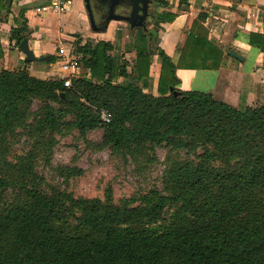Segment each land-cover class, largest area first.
Returning <instances> with one entry per match:
<instances>
[{
	"label": "trees",
	"instance_id": "16d2710c",
	"mask_svg": "<svg viewBox=\"0 0 264 264\" xmlns=\"http://www.w3.org/2000/svg\"><path fill=\"white\" fill-rule=\"evenodd\" d=\"M12 1L0 0V13ZM93 10L102 18L107 5L94 0ZM25 11L10 30L19 48L31 33ZM149 16L160 25L176 13ZM199 23L193 20L177 63L153 45L152 30L138 27L127 44L135 49L131 71L104 39L77 41L88 75L68 86L26 67L0 71V264H264V104L234 106L210 91L177 87V68L221 65L224 52L198 34ZM249 41L264 51L263 34L250 33ZM196 45L206 51L194 53ZM154 54L162 58L156 95L138 84ZM99 128L97 147L126 160L152 162L156 147H166L162 188L115 201L110 187L101 198L46 185L36 166L50 161L57 136L77 130L86 138ZM22 137L29 148L11 159Z\"/></svg>",
	"mask_w": 264,
	"mask_h": 264
},
{
	"label": "crops",
	"instance_id": "0c3cea01",
	"mask_svg": "<svg viewBox=\"0 0 264 264\" xmlns=\"http://www.w3.org/2000/svg\"><path fill=\"white\" fill-rule=\"evenodd\" d=\"M168 1L169 6L166 8L155 7L152 2L149 9L158 11L167 9L175 12L176 17L172 21L157 25L152 18L148 20H152L157 46L170 55L174 63L179 60L186 37L195 19H199L200 22L197 27L198 34L213 42L224 52L218 68H177L176 73L180 79L177 87L183 90L210 91L215 97L234 106H239L241 103L264 104V51L249 41L250 33L264 35V0H188L187 4H180V0ZM38 2L39 0H13L9 11H1L0 47L3 55L0 56V71L4 68L26 67L38 77L56 78L57 65L54 62H49V59L27 62L26 54L10 37L11 27L16 25L15 15L19 9L25 8L29 31L33 29L28 39L34 55L40 57L52 54L57 58L59 43L63 40L68 41L70 38L62 34L61 26L60 31L55 30L53 21L50 22L49 27H45L46 30L40 29L44 27L41 25L48 21L50 14L39 15L34 9V5ZM82 3L83 0H81ZM113 22L109 23L105 31L92 29L96 34L94 36H97L95 38L111 41L113 43L111 54L115 51L120 54L126 53L131 58V62H134V47L127 48L128 36L124 31L120 32V28ZM202 46L196 45L191 51L202 55L206 51V48ZM230 49L238 52L242 58L232 56L229 53ZM198 57L200 56L196 57V61H200ZM189 60L191 61V57H188ZM161 62L162 58L159 54L152 56L148 79L146 82L142 79L138 80V84L144 91L158 94ZM34 65H36V74L33 73ZM129 68L127 70L131 71L132 66ZM43 73L46 75L44 76ZM123 79L124 76L120 74L115 77L117 82Z\"/></svg>",
	"mask_w": 264,
	"mask_h": 264
},
{
	"label": "rangeland",
	"instance_id": "374dc122",
	"mask_svg": "<svg viewBox=\"0 0 264 264\" xmlns=\"http://www.w3.org/2000/svg\"><path fill=\"white\" fill-rule=\"evenodd\" d=\"M79 10L80 12L78 14ZM117 10L121 11L119 6ZM155 10L156 9H149V13ZM32 17L34 18L33 15ZM148 18L151 17L149 16ZM47 20L48 21L42 25L40 24L44 26L40 29L46 30L45 27H49L50 22L53 21L52 24H54L53 27L55 30L57 29L60 31L61 26L62 34H66L67 38L74 40L77 52L78 40H82L83 42H95L97 40V38H95L97 36H94L96 34L90 26L84 0L82 4L81 0H74L71 10L69 9L59 14H50ZM112 21L120 28V32L124 31L128 36V43H130L132 38L131 35L133 37L136 35L137 28L131 29L128 23L124 21ZM97 24L100 25V23ZM152 24V20L147 19L146 25L148 29L154 32L153 45L156 46L157 40ZM31 30V32H33V29ZM111 55H116L115 58L117 62L125 65L127 69L129 66H132L131 64L133 62H131V58H129L126 53L120 54L115 51L114 54ZM82 66L85 76H87L88 70L83 59ZM34 67L33 73L36 74V65H34ZM43 75L45 76L46 74L43 73ZM102 135L103 130L100 128L89 131L86 138H82L77 130H73L67 135H58V141L53 148L50 161L46 163L39 160L36 166L38 173L46 179V185L66 188L75 195L87 197L97 196L101 198L104 197L106 189L110 187L115 201L130 196H137L147 192L151 188H162L161 177L165 167L164 159L168 151L166 147H156V159L152 162L142 160L130 161L111 154L110 150L107 148H98L97 144L101 142ZM28 148L29 146L28 143L25 142V139L23 137L20 138L13 145L10 158L13 159L18 153H25ZM66 166L78 167L82 169L83 172L81 174L67 176V172L64 169ZM9 193H11L12 197L13 191Z\"/></svg>",
	"mask_w": 264,
	"mask_h": 264
},
{
	"label": "water",
	"instance_id": "95a60500",
	"mask_svg": "<svg viewBox=\"0 0 264 264\" xmlns=\"http://www.w3.org/2000/svg\"><path fill=\"white\" fill-rule=\"evenodd\" d=\"M100 4L107 5V12L102 15L103 21L98 25L96 17L93 12L92 0H84L85 8L88 12L90 26L94 31H105L112 20H119L128 23L131 29L138 27L146 28V21L149 17V7L152 4V0H96ZM127 2L129 9L125 11H118L117 7ZM186 6L187 5H183ZM20 48L26 54L28 61L34 60H48L46 56L36 57L29 45V39L23 38L20 42ZM229 53L241 59L242 56L233 49L229 50Z\"/></svg>",
	"mask_w": 264,
	"mask_h": 264
},
{
	"label": "built area",
	"instance_id": "2783aa9c",
	"mask_svg": "<svg viewBox=\"0 0 264 264\" xmlns=\"http://www.w3.org/2000/svg\"><path fill=\"white\" fill-rule=\"evenodd\" d=\"M74 4V0H39L34 5L35 11L39 15L59 14L65 12ZM57 65L55 69L56 78L64 79L65 85H70L73 77L85 75L82 59L79 57L74 40L62 41L59 43L57 58L54 61ZM88 73V72H87ZM101 119L108 123L112 119V113L107 109L101 110Z\"/></svg>",
	"mask_w": 264,
	"mask_h": 264
},
{
	"label": "flooded vegetation",
	"instance_id": "af4514ba",
	"mask_svg": "<svg viewBox=\"0 0 264 264\" xmlns=\"http://www.w3.org/2000/svg\"><path fill=\"white\" fill-rule=\"evenodd\" d=\"M93 1L94 0H92V5H93ZM93 12H94V10H93ZM94 15H95V13H94ZM95 17H96V20H97L98 23H102L103 18H101L99 15H95Z\"/></svg>",
	"mask_w": 264,
	"mask_h": 264
}]
</instances>
